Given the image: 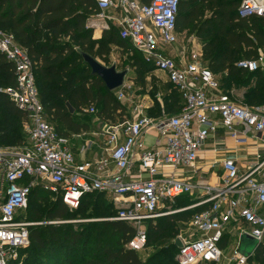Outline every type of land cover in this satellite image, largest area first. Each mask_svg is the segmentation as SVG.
Returning a JSON list of instances; mask_svg holds the SVG:
<instances>
[{"label": "built area", "instance_id": "obj_1", "mask_svg": "<svg viewBox=\"0 0 264 264\" xmlns=\"http://www.w3.org/2000/svg\"><path fill=\"white\" fill-rule=\"evenodd\" d=\"M95 1L99 17L115 11L116 17L107 18L120 29L121 38L166 76L181 94L184 106L178 114L156 120L137 104L132 119L102 126L108 158L79 164L69 149V138L47 121L28 52L0 28V52L14 64L16 75V87L7 92L28 115V144L0 148V264H20V250L30 245L29 228L38 224L20 218L36 187L60 197L71 210L79 208L86 195L104 194L117 213L107 220L128 222L137 229L129 244L137 252L144 251L147 244L145 221L172 214L166 205L181 196H197L199 201L185 210L209 208L195 214L187 232L178 235L182 248L176 255L177 264H249L250 257L240 252L239 242L230 254L221 243L232 226L240 238L249 235L258 246H264V155L259 153L246 170L240 169L236 158L224 159L217 184L187 178L179 169L197 173L199 154L220 127L240 145L250 135L264 136V105H241L223 93L202 51L193 53L189 63H177L161 51L163 46L178 43L181 0H151L148 4ZM238 14L240 18L264 19V0H242ZM238 66L249 72L263 70L264 54ZM132 89L125 83L117 90L118 100H126ZM85 112L96 114V108ZM152 130L158 134L159 145L149 149L143 137ZM261 142L264 147V138ZM136 156L147 178L140 174L131 179Z\"/></svg>", "mask_w": 264, "mask_h": 264}, {"label": "trees", "instance_id": "obj_2", "mask_svg": "<svg viewBox=\"0 0 264 264\" xmlns=\"http://www.w3.org/2000/svg\"><path fill=\"white\" fill-rule=\"evenodd\" d=\"M138 1L148 4L151 0ZM241 2L181 0L177 31L182 33L190 30L204 43V59L208 62V68L214 74L221 75L222 79L236 80L241 86L249 85L256 79V86L245 94V103L249 106L263 105L264 69L249 72L238 64L256 60L264 54V19L256 16L240 18L238 10ZM99 13L95 0H0V28L13 35L17 44L28 52L34 65L39 99L45 106L47 121L65 137L89 129L91 118L85 116L84 109L92 106L96 108V116L104 122L116 124L118 121L124 122L127 115L130 117L116 92L110 91L98 76L92 75L91 68L82 56L89 54L108 63L106 47L139 52L130 41L121 38L116 25L104 30L101 38H93L94 32L88 28L87 21ZM73 57L83 62L88 70L82 68L77 73V68H72L75 63ZM146 64H150L146 59L141 64H135V81L141 89L146 87V77L151 71L148 70L147 74ZM165 86L170 89V93L164 98L163 108L157 97L151 99L153 106L147 112L151 118L161 116L163 111L169 112V116L178 114L184 106L178 90L169 82ZM15 87L14 64L0 52V148L28 144L25 130L28 115L15 105L7 92ZM139 94L145 95L142 92ZM67 103L75 109L73 114ZM96 197L109 211L108 217H115L117 213L113 204L104 194L86 195L79 208L70 211L60 197L54 198L42 188H34L26 215L20 219L39 224L29 228L30 245L20 250L19 263L169 264L174 261L177 264V231L181 226H187L195 214L209 208L207 205L195 208L192 214H170L145 221L146 246L153 244L159 248L145 261L139 252L129 247L137 235V229L128 222L103 220L85 224L90 225L85 233L75 232L74 224L49 223L83 215L89 218L84 214L83 206L94 203ZM189 200L194 204L192 196H181L167 203L166 210H177L179 203ZM225 240L221 247L226 246ZM249 264H264V246L255 249Z\"/></svg>", "mask_w": 264, "mask_h": 264}, {"label": "crops", "instance_id": "obj_3", "mask_svg": "<svg viewBox=\"0 0 264 264\" xmlns=\"http://www.w3.org/2000/svg\"><path fill=\"white\" fill-rule=\"evenodd\" d=\"M97 16H93L91 18H95ZM104 30L107 29L103 28L99 34H95V36L93 35V37L95 39L101 38ZM178 34L180 39V33L178 32ZM193 42L195 44L193 48V52H191L188 56L186 52L177 51L179 40L178 43L175 44L174 46H163L161 48V51L168 57L174 59L177 63H180L181 61L184 63H189L191 61V56L193 53L202 51L204 55V43L201 44L197 42V40L195 39H193ZM205 64L208 67L207 61H205ZM157 73L161 74L163 77H166L164 74L158 71ZM125 83L128 85L133 84L132 82H129V80H126ZM256 83H257L256 79H253L251 83H249V85H244L239 89L234 88L231 91L233 95V100L241 105L249 106L245 103V94L250 90H252L256 86ZM130 86H132L133 88L132 91L127 92V99L121 102L126 107V109H129V106H127L128 104L126 105V103H130L131 110L130 109L129 110L131 114L130 117L129 116L126 117L125 121L132 119L134 108L136 107L137 104H142L145 107L146 114L153 105V101L148 96V94L145 95L139 94L137 92L138 89L136 88L135 84ZM115 92L117 93V90ZM90 108L84 109V112L85 110ZM86 114H90V113H86ZM92 115L95 116H93L90 120L89 129L68 136L69 149L73 153L75 157V161L79 164L85 162H92L94 160H98L102 158H108V153L106 152V145H105L106 138L102 134L101 128L105 123H109V122H104L103 120L99 119L96 116V114H92ZM212 118L215 120H219L218 116H212ZM118 123H122V122H118ZM236 128L242 129L243 127L237 126ZM257 138H259V140L261 141L264 138V136L260 135ZM257 138L253 139L249 137L248 140L252 139L259 141ZM248 140L246 144L240 145L231 136H229L227 132L222 129V127H220L219 132L215 136L210 137L206 141L204 147L202 148V151L200 152L198 161L196 163L197 173L193 174V172L187 168H180L179 173H181V175L183 174L187 178L193 176L195 180H204L205 182L210 184H217L221 181L223 175L222 162L224 159L229 157H234L236 158L240 169L246 170V168L249 167L253 161H255L256 156L259 153L264 155V147L262 143L252 144L250 142L248 143ZM143 142L149 149H153L157 147L159 145V137L157 132L152 130L149 133L145 134L143 137ZM88 145L89 147L86 148L85 151H83L84 148ZM138 157L139 156H136L135 158V164L131 172V179L138 178L140 174H142L143 177L144 176L146 178L148 177L146 174H143L141 172V167ZM192 199L194 200V204L199 201V198L197 196H192ZM227 242L228 239L226 234L225 245L227 244Z\"/></svg>", "mask_w": 264, "mask_h": 264}, {"label": "rangeland", "instance_id": "obj_4", "mask_svg": "<svg viewBox=\"0 0 264 264\" xmlns=\"http://www.w3.org/2000/svg\"><path fill=\"white\" fill-rule=\"evenodd\" d=\"M115 17V11L111 10L109 12H107L105 14V17H95V18H91L87 21V26L90 30H92L94 32V36L95 34H99L100 31L105 28L107 29V26L110 27L111 25H115L114 22L110 21L107 17ZM94 38V37H93ZM193 39L197 40V42L199 43H203L202 41H200L197 36L195 34H191L190 30H187L185 32L180 33V39H179V44L177 46V51L180 52H186L187 56L193 52V48H194V42ZM62 41H65V39H62ZM67 41V40H66ZM75 49H77L76 46H74ZM106 51L109 53V55H107V58L109 60L108 63H104L103 61H101L99 58H97V60L105 67L111 68V67H116V70L118 72H124L127 71V77L125 79L129 80V82H132L133 84L136 85V81L135 78L137 77V67L135 66V64H137V62L139 64H141V62H143L144 57L142 55L139 54V52H136L132 49L129 50H122L118 47H112V48H108L106 47ZM73 59L75 60V63H73L72 68L76 69L77 68V73L81 72L82 68H85L88 70L87 67H84V63L80 62V60H77L76 57H73ZM147 68L146 72L147 74L149 73L148 70H151L150 73L148 74V76L146 77V87L144 89H141L140 87H138L136 85V88L138 89V93H144V94H148L149 97H151V99L154 97H157V100L159 102V104L161 105V108H163L165 101L164 98H167L168 94L170 93V89H168L167 86H165V83H167V79L166 77H163L161 74L157 73L156 70H154V68L150 65V64H146ZM216 76V80L219 83V85L222 88V92L225 94H228L229 96H231V98L233 99V95H232V90L234 88H240L242 87L241 85H239L237 83L236 80H225L222 79L221 75L219 74H215ZM62 80V79H59ZM224 80V83H223ZM130 84V85H133ZM153 101V100H152ZM128 104V105H127ZM127 106H129L130 108V103H126ZM153 106V105H152ZM126 109V111L128 112V114L130 113V110ZM97 112V111H96ZM169 112L167 111H163L161 113V116L159 117H154V119L158 120L161 119L165 116H169L168 115ZM97 114V113H96ZM85 116H87L88 118H92L95 115L92 114H85ZM128 117V115H127ZM125 119V117H124ZM119 120V119H118ZM120 122V121H118ZM61 130H64V128H60ZM252 135H250L249 137H251ZM254 139V138H253ZM252 143V144H260L262 143L261 141H256V140H252L249 139L248 143ZM15 147V146H13ZM17 147V146H16ZM3 148V147H2ZM193 201L189 200L188 202L183 201L181 203H179L180 205H177L176 208H179L177 210L171 211L173 212L172 214H183V213H193L194 209H188L185 210L188 207H191L193 204ZM104 205L102 204V201L100 200V198H95V202L92 204H85L83 206L84 209V214L87 216H90L89 218H86L83 216L78 217V218H69V219H65L62 221H55V222H49L50 224H74V228L73 230L77 233H85L88 230V226L90 225H85V224H91L93 222H97V221H103V220H107L109 217L108 215V210L106 208L103 207ZM167 208V206H166ZM37 210V209H35ZM38 210H45V208H39ZM70 211H73L70 209ZM23 215H26V212L23 213ZM41 224L45 223V222H41L39 221ZM33 223V222H30ZM39 224V223H37ZM79 224L85 225V226H78ZM143 228L145 230H147V225L144 222ZM189 229V224L187 226H181L179 228V230L177 231V233H182V232H187V230ZM174 237V236H173ZM227 239L228 242L226 244L225 248V253L226 254H230L231 250L233 249V247L236 246V244L239 242L240 244L243 243V241L245 240V244H244V249L246 250L247 253L251 254L255 251V249L258 247V242L255 240H248L246 239V236L243 237H239L238 236V232H236V230L233 229L232 226L228 227L227 230ZM156 245L153 244H149L148 246L145 247L144 251L139 252L143 258V260H148V258L155 252H157L159 250L158 247H156ZM169 264H175L174 261H171Z\"/></svg>", "mask_w": 264, "mask_h": 264}, {"label": "water", "instance_id": "obj_5", "mask_svg": "<svg viewBox=\"0 0 264 264\" xmlns=\"http://www.w3.org/2000/svg\"><path fill=\"white\" fill-rule=\"evenodd\" d=\"M82 56L85 63L88 64L89 67L91 68L92 75L98 76L105 83L106 87L110 91L114 92L120 89L125 84V78L128 73L127 71L118 72L116 70V67L114 66L111 68L105 67L97 59L90 56L89 54H82ZM67 106L70 112L73 114L75 112V109L69 103H67ZM244 236H246V239L248 240L255 241V239H253L249 235H244ZM244 242L245 240L243 241V243H241L240 252L247 257H251L252 256L251 252L247 253L243 247L245 244ZM175 245L179 249L182 248V242L179 239L175 240Z\"/></svg>", "mask_w": 264, "mask_h": 264}]
</instances>
